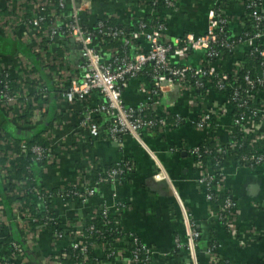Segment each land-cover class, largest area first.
Here are the masks:
<instances>
[{
  "label": "crops",
  "instance_id": "obj_1",
  "mask_svg": "<svg viewBox=\"0 0 264 264\" xmlns=\"http://www.w3.org/2000/svg\"><path fill=\"white\" fill-rule=\"evenodd\" d=\"M83 1L82 20L86 24L110 17L120 25H128L132 21L155 15L149 5L150 0ZM219 1L174 0L175 11L165 8L155 16L167 21L168 39L189 34L203 35L207 30L209 14ZM40 3L43 0H0V67L17 82L18 91H21L19 80L23 60L31 66L30 78L36 81L34 75L39 77L40 81L37 79L36 83L32 82V87L26 88L27 95H23V98L24 101L35 100L37 110L42 112L40 120L31 124L25 119L29 113L16 120L5 116L15 136H27L32 131L45 129L43 138L52 148L54 160L39 171L44 189L54 190L64 184H78L87 163L94 165L92 171L95 174L106 166L127 162L131 170L121 180L100 184L95 197L79 209V216L97 208L102 202L106 203L110 210L117 209L116 220L124 235L129 238L132 236L139 243L155 250L156 255L152 257L151 264H175L171 257L176 250L175 242H183L186 237L182 216L185 211L192 215L201 236L206 235L216 242L217 252L229 264H264V167L240 166L236 162V152L231 147L227 151L228 157L220 172L224 177L225 192L233 196L238 204L237 219L230 232L207 200L205 187L198 183L197 162L190 153L214 137L206 131L197 130L192 124L200 109L213 102L224 108L216 119L219 129L214 134L220 145H231L229 128L232 109L226 103L227 100L212 90L204 93V99L194 95L188 88H174L156 95L154 85L142 74L129 82L123 95L125 106L135 109L146 105L156 116L168 113L173 117H182L184 122L174 121L170 128L163 131L144 132L143 143L130 136L123 137L121 142L111 141L102 135L99 139H92L83 122L89 110L101 104L102 97L94 93L85 104H69L63 97L72 80L83 78L84 59L80 46L63 37H57L56 42L46 43V32L13 25V21L18 23L21 12L26 11L30 16ZM46 9L52 14L55 23H62L63 17L68 15L67 10L63 15L55 0H51ZM225 9L228 15L236 17L243 13L240 4L233 0L226 3ZM234 28L232 31H235ZM141 43L148 47L145 41ZM25 51L40 57L41 70L34 71L36 63L23 54ZM238 52L242 58L248 52V47L241 45ZM204 55V52L193 51L188 61L197 66L204 61ZM233 65L227 60L221 67L222 70H230ZM38 84L45 85L46 92L32 95ZM194 101L199 103L195 104ZM95 120L102 127L104 122L99 117ZM4 136L0 134L1 141ZM11 141L18 145L14 140ZM159 172L163 173L162 180L156 179ZM3 181L6 184L5 179ZM32 202H35L34 198ZM0 203V226H13L11 232L15 233L21 231V226L15 221L13 206L10 215H7ZM77 207L75 204L69 206L61 203L53 213L61 223L66 224L73 220V211ZM12 222L14 225L10 224ZM240 234L241 237L245 236L243 242L238 240ZM2 240L4 235H0ZM63 246L61 242L54 241L51 229H38L28 245L32 255L28 258L30 264H43L50 255L59 254ZM6 255L7 250L1 248L0 261ZM182 257L181 264H191L183 252ZM209 263L208 260L202 261V264Z\"/></svg>",
  "mask_w": 264,
  "mask_h": 264
},
{
  "label": "built area",
  "instance_id": "obj_2",
  "mask_svg": "<svg viewBox=\"0 0 264 264\" xmlns=\"http://www.w3.org/2000/svg\"><path fill=\"white\" fill-rule=\"evenodd\" d=\"M225 4L230 0H220L215 4L208 17L207 30L203 35H185L184 37L168 39V26L167 21L162 20V24H159L153 29H148L145 24H141L131 34H124L123 32H105L106 34L113 35V37L123 38L126 45H132L138 37L145 38L148 44V48L136 47L135 53L129 60L118 61L119 66L114 67L112 63L106 62L103 56L98 53L93 47V40L90 34L86 33L83 29L82 20V2L83 0H55L59 8L64 15L65 11H68L67 17H63V22L55 23L51 25L47 24V9L51 0H43V3L35 6V9L28 17L26 11L21 12L19 19V26L37 29V31L45 30L48 41H55L57 37H63L77 43L81 48L83 57V78L81 80L75 79L67 86L63 93V97L69 104L79 102L85 104L89 101L90 97L97 93L99 94L103 102L98 104L89 110V115L83 122V125L88 129V134L92 139H99L101 136V126L95 120L97 117L103 121V125L106 124L105 138L114 141L121 142L125 136H130L135 140L143 143L144 132L163 131L172 126V124L184 122L182 117H174L175 122L169 121L168 113L162 116H155V119H147L145 116H136L134 108L125 106L123 98L124 90L128 88L130 81L136 79L143 74L145 68L149 63L154 65V89L156 95L159 93H166L167 91L177 89H190L194 95H200L205 99L204 93L211 91L212 80H219L218 84L220 89L226 88V83L231 77L236 78L239 70L243 66L242 60L234 62L233 68L230 72L222 70L220 62L218 65L212 63V59L218 56L213 48L214 45L221 44L222 47L239 51L241 45L248 47V51L253 55L264 58V32L259 33L249 40L242 42L241 32L248 24L257 26L264 24V0L250 1L247 5L245 2H239L243 8L241 16L236 17L228 15L225 6L222 8L220 2ZM259 1V3H258ZM37 2V0H35ZM37 4V3H36ZM259 4V5H258ZM174 0H167V8L175 11ZM58 8V7H57ZM52 15V14H51ZM224 15V17H222ZM65 18V19H64ZM45 26V27H44ZM235 27L238 39L236 41H230L221 39L218 35V31H223L227 27ZM44 27V28H43ZM100 27H103L100 25ZM234 31V32H235ZM222 32V33H223ZM239 41V42H238ZM239 44V46L237 45ZM174 48H176L174 50ZM191 51L204 52V61L194 66L189 63L188 57ZM236 53V52H235ZM172 54V55H171ZM171 55V56H170ZM183 59L184 61H180ZM23 69V67H22ZM25 72H31V66L25 67ZM5 73V70L0 67V75ZM24 73L22 72L21 75ZM9 76V75H8ZM231 76V77H230ZM189 78L196 79V84H190ZM250 86L245 98L239 97V88L233 87L232 91L235 92L234 97L227 98L226 103L231 105L232 102L237 103L238 109H245L251 111V114L242 113L237 118L232 117L230 124L229 134L233 135L237 132L242 133L245 138L248 139L251 146H253L260 154L250 158V161L254 168L264 167V90L257 91L256 84L249 78L246 79ZM264 84V83H263ZM159 88V89H158ZM206 88V90H204ZM204 90V91H203ZM23 95H27L26 91H17L12 93L6 85L3 91H0V108L5 112L7 117H12L13 120L18 118H24L25 114L29 113V116L25 119L29 120L31 124H35L41 118L42 112L37 110L35 100L24 101ZM198 96V98L200 97ZM197 99V97H196ZM195 100V99H194ZM201 100V99H199ZM195 104L199 101H194ZM248 104H253L254 107L248 108ZM17 109V112H15ZM139 112L147 110L146 105H140ZM224 108L214 103L212 105H205L197 116V119L193 121V125L199 131H206L210 135L214 136L210 138V142L216 145V150L220 154H227L230 149L233 151L240 149L237 144L231 142L230 146L220 145L215 136V132L219 129L217 118L222 113ZM156 115V114H155ZM22 121V120H20ZM213 133V134H212ZM0 157H4L6 164L1 166V175L5 179L6 183L10 180L12 175L9 170L16 165L17 159L27 154H32L36 162H45V165L50 164L54 160V154L52 148H47L28 145L27 142H21L15 145L11 140H0ZM209 142V141H208ZM191 155L194 157L200 156L199 147L191 150ZM195 158V157H194ZM198 166V183L205 187L207 200L212 203L213 198L224 200V205L220 208V219L223 217L224 225L231 232L234 223L237 219L238 204L232 200V196L225 192V182L222 177L214 186L212 184L215 181L218 172L212 167H203L200 163ZM10 168V169H9ZM130 165L113 169L106 172V178L97 179L93 174L94 165L87 163L82 169L83 178L80 179L78 184L62 185L61 190L70 188L66 198L74 197L73 203L66 202V198L59 194H56L54 190L44 189V195H41L40 189L33 191L34 196H30L31 199H23L25 197L26 190L24 188L25 183L18 179L10 180V182L16 185L13 195L17 200L14 202L13 213L15 221L21 226L23 232V239L26 245L31 242L32 235H36V232H32L29 223L37 222L35 217L36 207L40 208L43 205L52 204L50 210L51 213H55L59 205L78 206L75 208V213L72 221L63 224V230L66 233H58L52 230V235L55 242H61L62 251L56 255H50L43 261V264H65L64 260L67 258L64 254V250L68 247L73 248L74 251H79L82 261L80 264H88L91 257L97 260L96 264H140L142 263V257L144 255L152 258L156 255L155 250L147 247L145 244L139 243L132 236L129 238L127 235L120 233L115 242L110 244L107 250L105 247L99 248L96 245L90 244L83 234L84 227L94 221H110L116 220L117 209L110 210L106 203H101L97 208H93L90 212L84 215H78L79 209H82L86 204L91 201L96 195L97 187L102 183H110V181L121 180L124 175L130 171ZM221 174V173H220ZM163 173L159 172L156 175L157 180H162ZM211 193H214L213 195ZM35 202H32V199ZM31 202V203H30ZM45 205V206H46ZM118 207V206H117ZM115 211V212H113ZM53 213V214H54ZM183 222L186 230L185 241L175 242V251L183 252L188 258L187 260L191 264H199L197 241L200 238V233L197 230L196 225L193 223V217L191 214L183 211ZM90 224V227L92 226ZM94 228L91 227V230ZM245 236L241 234L238 240L244 241ZM205 255L209 257V264H215L217 261V255L211 251L205 252ZM106 257L109 262L103 261ZM175 264H181L182 259H176L174 255L171 256ZM101 258V259H100ZM153 259V258H152ZM2 261L5 264H30L27 255L22 251L18 245H13V252L9 253Z\"/></svg>",
  "mask_w": 264,
  "mask_h": 264
},
{
  "label": "trees",
  "instance_id": "obj_3",
  "mask_svg": "<svg viewBox=\"0 0 264 264\" xmlns=\"http://www.w3.org/2000/svg\"><path fill=\"white\" fill-rule=\"evenodd\" d=\"M235 2H245L247 5L249 4L250 1L254 0H233ZM259 3V1H258ZM149 5L151 6L154 14L156 15L159 11L167 8V0H150ZM226 4L221 1L220 5L222 8ZM259 5V4H258ZM47 15V24L51 25L54 22V19L51 17V14L47 10L46 12ZM146 16L145 18L132 21L128 25H120L118 24L114 19L110 17H103L99 19L95 23L91 24H86L83 22V29L86 31V33L90 34L93 40V47L94 49L100 53L104 60L106 62L112 63L115 68L119 66L118 61L122 60H129V58H132L133 54L135 53V48L136 47H144V45L141 43V40H136L132 43V45H126L123 41V38L119 37H113V35L106 34L105 32H123L124 34L128 35L133 33L139 25L142 23L147 26L148 29H153L157 27L159 24H162L163 22L157 17V16ZM28 16V15H27ZM28 17H31L28 16ZM224 17V15H222ZM102 25L103 27H100ZM45 27V26H44ZM43 27V28H44ZM45 30L43 29L41 32H44ZM223 31H218V35L221 39H226L230 41H236L238 40L235 35H237V32L232 31V28L229 26L225 29V33ZM264 32V24L262 25H257L253 26L248 24L245 26L244 29L238 31V34L241 35L242 42L245 40H249L253 36L263 33ZM70 41L69 39H67ZM48 42H53V41H46ZM56 42V41H55ZM239 42V41H238ZM239 46V44H237ZM213 48L215 49V52L218 53V56L212 59V63L218 65L222 61H227L230 60L232 63H234L237 60H242L243 66L239 70L236 78L231 77L226 83V88L225 89H220V85L218 84L219 80L213 79L212 80V86L210 87L211 90L217 94L220 95L221 97L227 99L228 97H234L235 92L232 91L231 88H239V97L240 98H245V95L247 91H249L250 86L248 85L246 79L249 78L250 80L254 81L256 84V90L257 91H263L264 90V58L258 57L256 55H253L249 51L243 55L241 58L239 55V52L234 51V50H229L221 46V44L214 45ZM176 48H174L175 50ZM193 51L189 53L192 54ZM236 52V53H235ZM28 59L34 60L36 63V70L38 71L41 70L42 64L40 57L38 55H34L33 53L29 51H25L23 53ZM51 55V53H49ZM172 55V54H171ZM170 55V56H171ZM227 72H230V70L223 69ZM33 71V72H34ZM143 75L147 76L149 78L150 82L154 85V65L152 63H149L147 68L143 71ZM190 84H196L197 80L193 78H189ZM8 85L10 91L12 93H15L18 91V85L15 80H12L11 77L8 76L7 72L3 73L0 75V91L4 90V87ZM36 90L32 95H39L42 94L43 92H46L47 87L45 85H37L35 87ZM37 90H40L37 92ZM206 90V88L204 89ZM203 90V91H204ZM103 102V99H102ZM101 102V103H102ZM232 109V117L237 118L240 116L242 113L246 114H251V111L245 110V109H238V105L235 102H232L230 105ZM254 107L253 104H248V108ZM136 116H145L147 119H155V113L151 111L149 108L143 112H139L137 108L134 109ZM4 113V114H3ZM5 112L0 108V134H5L3 139H9V140H14L19 144L22 140H25V142L28 143V145H35V146H40L47 148L49 147V143L45 141L43 138V134L45 129L40 128L38 131H32L31 134L26 135H21V136H15L13 131H11L9 125L10 122L7 120L5 116ZM169 121L172 123L174 122V117L172 115H169ZM46 128V127H45ZM106 124L102 125L101 127V135L105 137L106 135ZM100 135V136H101ZM230 139L234 144H237L240 149L236 150L234 153L236 155V162L238 165L243 166V167H253L252 163L248 161L250 158L254 156L260 155L257 150L251 146L249 143L248 139L245 138V136L237 132L233 135H230ZM1 139V138H0ZM200 149V156H194L196 159L197 163H200L203 167H212L215 171L218 172V175L215 178L214 183L212 186H214L221 178L223 175H221L220 170L222 168L223 163L228 157V154H222L218 153L216 150V145L212 142H205L201 146H199ZM228 153V152H227ZM6 164V160L4 157H0V201L3 204V208L5 210V213L7 215H10L11 213V207L13 203L17 200V198L14 197L13 191L14 188H16V185L12 184L10 180H15L18 179L21 182H24V188L26 190L25 197L23 198L24 200L27 199L30 201L31 197L34 196L33 191L36 189L42 190L40 193L41 195H44L45 192L43 191V184L40 181V170L46 166L45 162H36L34 159V156L32 154H27L26 156H22L21 158L17 159L16 165L13 166L10 170L9 173L12 175L10 177V180L8 183L4 184V178L3 180L1 179V166H4ZM127 164V162H123L120 165H113V166H106L103 169L97 171L95 173L96 178L99 180L101 178H106V172L120 168ZM224 178V177H223ZM70 188H66L65 190H61V188H56L54 189V192L56 194H59L61 196H64L66 198V194H68ZM212 195L214 193H211ZM31 196V197H30ZM74 200V197H67L66 202L69 204H72ZM232 200L237 203L236 199L232 196ZM1 204V203H0ZM212 206L213 209L218 213V216H220L219 210L222 208L224 205V200H219L217 198H213L212 200ZM46 205V204H45ZM43 205L41 208L39 206L36 207L35 210V217L37 219V222L35 223H29L32 232H36L38 229H49L51 228L53 231L58 232V233H66L63 230V223L60 222L59 219L55 217V214L51 213L50 210L52 208V204H47L46 206ZM8 209V210H7ZM7 210V212H6ZM222 222L223 221V217ZM11 225H14V222L10 223ZM91 223H88L84 229H83V234L86 237L87 241L90 244L96 245L99 248L105 247L107 250L109 249V245L114 243L117 236L122 233V228L119 223H117L115 220H110V221H94L92 222V226L94 229L91 230L90 227ZM13 227V226H12ZM12 227L8 226H0V235H4V240L0 241V249L5 248L7 250V255L9 253L13 252V245H18L22 251L27 255V257L31 258V251L29 250L28 246L25 243V240L23 239V232L18 231V232H11ZM197 252H198V262L199 264H202V261H209V257L205 255V252L211 251L213 254L217 255V261L215 264H229L224 258L219 255L217 252V245L216 242L213 239L207 238L206 235L204 237L201 236L200 232V238L197 241ZM64 254H66L67 258L64 260L65 264H80L82 261L81 255L79 251H74L73 248L68 247L64 250ZM174 256L176 259L183 260L182 257V252L180 251H175ZM142 263L140 264H151L152 258L144 255L142 257ZM101 259V258H100ZM103 261L109 262V260H106V257L102 259ZM97 260L95 258L91 257V260L88 264H96ZM0 264H5L4 261H0ZM37 264V263H34Z\"/></svg>",
  "mask_w": 264,
  "mask_h": 264
},
{
  "label": "rangeland",
  "instance_id": "obj_4",
  "mask_svg": "<svg viewBox=\"0 0 264 264\" xmlns=\"http://www.w3.org/2000/svg\"><path fill=\"white\" fill-rule=\"evenodd\" d=\"M15 17V16H14ZM19 24H20V22L18 21V23H15V21H13V25L14 26H16V25H18V27H19ZM10 30V28H8L7 29V31H9ZM137 40H141V41H145V43H147L146 42V37L145 38H142V36L141 37H138V39ZM148 48V47H147ZM146 48V49H147ZM180 61H178V62H181V61H184L183 59H179ZM55 62V61H54ZM23 63H24V65L23 66H25V67H29V65H26V61L25 60H23ZM22 66V67H23ZM22 72L24 73L20 78H21V80H19V86H20V88L21 89H23V91H26V88H29V87H32V82H34V83H36L38 80H39V77H37V75H34L35 77H36V81L35 80H33L32 78H30V76L29 75H31V73L30 72H27V74H26V72H25V70L24 69H22ZM33 76V77H34ZM38 79V80H37ZM40 81V80H39ZM32 89V88H31ZM159 89V88H158ZM155 90V89H154ZM125 91H126V89L124 90V93H125ZM152 95V94H151ZM8 118H10V117H8ZM123 179V178H122ZM240 233V232H239Z\"/></svg>",
  "mask_w": 264,
  "mask_h": 264
},
{
  "label": "water",
  "instance_id": "obj_5",
  "mask_svg": "<svg viewBox=\"0 0 264 264\" xmlns=\"http://www.w3.org/2000/svg\"><path fill=\"white\" fill-rule=\"evenodd\" d=\"M189 262V261H188Z\"/></svg>",
  "mask_w": 264,
  "mask_h": 264
}]
</instances>
